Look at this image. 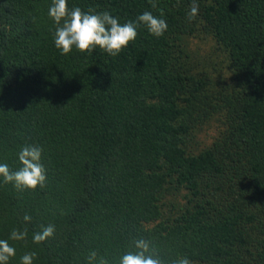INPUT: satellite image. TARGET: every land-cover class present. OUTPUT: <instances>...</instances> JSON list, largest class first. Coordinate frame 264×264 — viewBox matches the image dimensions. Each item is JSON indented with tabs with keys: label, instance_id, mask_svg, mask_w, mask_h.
I'll list each match as a JSON object with an SVG mask.
<instances>
[{
	"label": "trees",
	"instance_id": "1",
	"mask_svg": "<svg viewBox=\"0 0 264 264\" xmlns=\"http://www.w3.org/2000/svg\"><path fill=\"white\" fill-rule=\"evenodd\" d=\"M152 2L67 0L121 24L163 9V37L140 24L111 57L61 55L52 0H0V163L16 171L21 148L37 146L46 175L35 191L0 178L9 264L29 252L33 264H86L91 251L119 264L141 239L162 264H264V0H196L192 21L193 0ZM201 36L224 55L227 80L196 69L186 40ZM214 118L217 137L195 151ZM48 225L54 236L33 243ZM14 228L25 241L10 239Z\"/></svg>",
	"mask_w": 264,
	"mask_h": 264
},
{
	"label": "clouds",
	"instance_id": "2",
	"mask_svg": "<svg viewBox=\"0 0 264 264\" xmlns=\"http://www.w3.org/2000/svg\"><path fill=\"white\" fill-rule=\"evenodd\" d=\"M152 8H157V4L152 2ZM199 5L193 0L188 13V20L196 18ZM160 15L154 16L151 12L145 11L137 17V21L121 24L119 19L113 17L108 11L96 13L89 8L87 12L80 7L68 8L67 0H52L49 8V16L57 25L54 44L60 50L61 55H68L73 48L81 53L91 56L95 49L111 57H117L137 38V27L143 24L147 30L156 38L164 36L168 29L166 19H164L163 9H159ZM42 149L37 146H23L18 153V160L21 168L11 171L6 163H0V178L5 184L11 183L17 190L35 191L37 187L43 188L46 182L45 168L41 164ZM24 221H30L31 217L25 215ZM55 233V227L48 225L42 231L33 234V243L40 244ZM28 232L13 229L10 233L12 241H25ZM135 247L139 251H131L124 254L119 264H162L158 258L146 255L149 252V244L145 240L135 241ZM16 255V249L11 246L6 239H0V264H9L11 258ZM36 252H29L21 257V264H33ZM86 264H109V261L96 251H91L86 257ZM172 264H192L187 257H178Z\"/></svg>",
	"mask_w": 264,
	"mask_h": 264
},
{
	"label": "rangeland",
	"instance_id": "3",
	"mask_svg": "<svg viewBox=\"0 0 264 264\" xmlns=\"http://www.w3.org/2000/svg\"><path fill=\"white\" fill-rule=\"evenodd\" d=\"M186 41L187 51L192 57L197 70H204L209 73L212 80L217 77L225 80L229 78L226 59L220 51L215 49V45L209 37H193ZM220 130V122L216 121L215 118L211 119L194 133L191 145L194 147L195 151L208 147L217 137ZM171 201L173 200L171 199ZM174 201L180 205L183 203L180 196L176 197ZM163 210L167 212L168 208L164 207ZM168 212L171 211L169 210Z\"/></svg>",
	"mask_w": 264,
	"mask_h": 264
}]
</instances>
